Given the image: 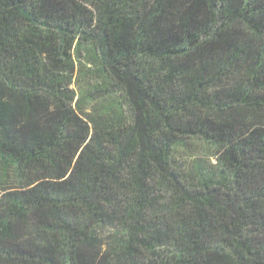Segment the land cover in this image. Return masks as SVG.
Returning a JSON list of instances; mask_svg holds the SVG:
<instances>
[{"label": "trees", "instance_id": "16d2710c", "mask_svg": "<svg viewBox=\"0 0 264 264\" xmlns=\"http://www.w3.org/2000/svg\"><path fill=\"white\" fill-rule=\"evenodd\" d=\"M0 264H264V0H0Z\"/></svg>", "mask_w": 264, "mask_h": 264}]
</instances>
